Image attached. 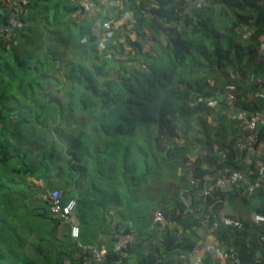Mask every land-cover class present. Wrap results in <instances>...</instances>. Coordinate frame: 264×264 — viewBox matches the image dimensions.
<instances>
[{
    "label": "trees",
    "instance_id": "16d2710c",
    "mask_svg": "<svg viewBox=\"0 0 264 264\" xmlns=\"http://www.w3.org/2000/svg\"><path fill=\"white\" fill-rule=\"evenodd\" d=\"M2 1L5 9L20 8L17 17L22 26L13 42L0 41V179L8 171L24 176L30 190L39 191L37 200L43 206L36 205L33 210L42 209L41 217L48 219L51 227L44 239L49 249L44 252L38 246L36 251L44 254L46 264H83L74 239L60 218L49 214L42 197L48 190L59 189L62 202L77 198L72 216L76 214L80 228L78 240L106 246V264H125L136 247L129 244L123 252L113 250L114 234L121 230H136V238L145 241L160 236L159 248L147 244L149 251L141 250L135 264H173L166 255L186 253L201 237L195 229L202 224L201 216L187 203L197 191L181 169L188 163L197 173L214 165L222 167L214 151L229 147L237 135V126L228 114L230 107L215 92L224 87L219 81L235 85L242 107L263 103L249 102L246 95V89L257 90L255 81L246 87L240 81L235 84L225 68L242 77L248 71L264 75V50L259 49L264 42V7L258 0H209L188 13L180 0H129L135 14L131 32L124 33L128 28L121 25L116 36L101 47L92 28L94 18H102L101 12L94 9L91 18H83L80 0H26L22 6H16L15 0H0V5ZM246 7L247 11H238ZM229 10L234 17L227 16ZM105 17L98 20L104 22ZM4 20L6 16L0 13V23ZM243 25L254 28L246 38ZM224 37L227 48L221 43ZM211 98L216 99V105L210 104ZM194 132L198 134L192 135ZM106 154L105 167L102 158ZM119 156L121 173L116 166ZM173 161L177 165L172 173ZM91 162L110 179L117 173L127 189L143 186L149 177L159 183L154 190H145V198L136 200L140 202L138 216L129 210L133 207L130 199L125 203L129 212L112 207L90 210L84 205L80 191L91 182ZM162 180L173 189L168 197L158 194ZM37 181L45 183L40 187ZM216 194L226 198L232 208L251 203V210L259 212L263 220L255 223L250 212L243 217L240 209L228 213L231 219L239 218L240 224L225 226L214 215L206 224L207 233L226 248H233L238 264H264V189H257L250 199L244 184L231 193ZM225 206L218 204L215 211ZM111 209L108 221L102 211ZM157 211L170 221L161 230L150 228ZM114 215L120 217L119 222L113 221ZM100 217L97 223L92 222ZM92 223L95 234L88 230ZM59 226L65 242L56 236ZM98 229L110 234L106 245L105 239L98 237ZM11 237L1 232L0 246L7 247ZM13 240L17 248L8 249L12 257L0 248V264H32L26 257L19 263L17 255L24 249L19 238ZM54 250L61 252L55 259ZM202 264L233 261L217 256L205 258Z\"/></svg>",
    "mask_w": 264,
    "mask_h": 264
},
{
    "label": "built area",
    "instance_id": "2783aa9c",
    "mask_svg": "<svg viewBox=\"0 0 264 264\" xmlns=\"http://www.w3.org/2000/svg\"><path fill=\"white\" fill-rule=\"evenodd\" d=\"M185 7L191 6L197 9L202 8L209 0H180ZM26 0H15L13 3L16 6L24 5ZM110 8L108 20L101 22L96 20L94 27L100 28L101 26L106 30H115L121 25L126 24L127 28L134 24V11L130 7L129 0H108ZM81 5L85 9L82 16L83 18H91L95 11H99L97 6L93 8L90 0H80ZM5 9V2L2 1L0 5V13L6 16V20L0 23V41L11 43L15 40L16 30L22 26V21L17 17L20 8L16 7L13 10ZM113 32V31H112ZM233 76V75H232ZM258 85L256 91L252 92V96L259 98L264 96V78L254 77L252 79ZM216 95L224 100L230 107L229 117L235 122L237 126V135L233 144L229 147L225 146L214 151L217 160L222 164V167L213 166V169L197 173L191 163L186 164L181 171L183 172L186 180L197 191L194 197H188L187 203L191 205V209L201 216L202 224H207L211 216L220 220V222L239 225L235 219L228 216H223L221 213L215 211L218 204L223 206L227 204L226 198L222 199L217 191L231 193L240 184H244V192L247 199L259 189H264V102L257 103L258 107H254L250 103V108L241 106L240 100L236 96L235 85L226 84L222 89H219ZM211 105H216L217 101L214 98L209 99ZM255 102H258L255 100ZM197 147L196 149H198ZM233 157V161H231ZM241 167H238V163ZM61 190L52 189L43 194V199L46 201L49 212L53 216L60 218L62 226H67V231L70 233L75 245L82 253L83 264H106L107 261V247L102 245L83 243L79 239L80 228L77 224H71V216L76 206L75 199H69L62 202L60 199ZM188 210V208H187ZM189 212L185 216L188 217ZM251 220L259 223L262 215L255 209L250 212ZM170 224V221L157 211L153 216L151 229L157 228L159 230L165 228ZM216 226V222L212 227ZM115 242L113 250L123 252L125 247L129 244L136 242V233L133 231L115 232ZM205 248L215 257L222 259L228 258L233 261V264H238V260L234 256L233 248H226L225 246H218L213 244L212 234L206 236ZM205 237V238H206ZM262 245H264V235L261 237Z\"/></svg>",
    "mask_w": 264,
    "mask_h": 264
},
{
    "label": "rangeland",
    "instance_id": "374dc122",
    "mask_svg": "<svg viewBox=\"0 0 264 264\" xmlns=\"http://www.w3.org/2000/svg\"><path fill=\"white\" fill-rule=\"evenodd\" d=\"M222 32L225 31L223 30ZM221 43L225 48H227V37H224ZM216 123L217 121L215 120L211 123V125H215ZM178 126V128H182L181 123H179ZM193 126L195 128H198L195 124ZM189 129L190 132H193L194 130L192 126ZM196 134H198V132L192 133V135ZM108 157L109 156L106 154V156L102 158L105 167L107 165ZM91 164L93 166L89 175V177H91V182H87L88 185L86 189L80 191V194L83 195H80L81 198L86 200V202H83L84 205L90 210H104L107 207H112L115 209H123L126 212H129L125 203H127L130 199L133 202V207L129 210L133 212L132 215L138 216L140 214V202L136 203V200L140 199V197L142 198V196H144L143 198H145V190H154L155 186L159 184H157L156 181H152L149 177L147 183H145L143 186H137L133 189L131 187L130 189H127L126 185H122L119 182L117 173L111 174L110 179V175H102L99 172V169L95 167V162H91ZM176 165L177 164L175 161L171 162L172 173ZM116 166L118 168V171L121 173V156L117 158ZM164 176L165 173L163 171V177ZM132 179L135 181L136 177L133 176ZM123 180L124 178H122V181ZM169 182L170 184L172 183L170 179ZM0 183L3 184V188H0V233L4 232L12 236V239L7 244V247L3 248V244L2 246H0V248H2L5 252H8L12 257L13 252L8 251V249L11 248L10 250H15L17 246L16 242L13 239L19 238V246L20 248L24 249V251H20L17 255L19 263L21 262V258L22 260H24L26 257L31 260L32 264H46L43 256L44 254H39L36 251V248L38 246H41L44 252L49 249V242L45 241L44 239L48 238V232L51 227V222L48 219H44L43 217H41L43 213L42 209L36 211L33 210L36 205L43 206V203L40 200H37V198L39 197V191L30 190L27 178H25L24 176H15L10 174L8 171H6L2 175V181L0 179ZM39 184L40 187L43 186V183ZM160 185L161 190H158V194L168 197V194L173 189H169V185L164 180L160 182ZM130 197H132V199ZM110 201L111 203L109 204ZM119 201H121L122 206L118 203ZM3 202H6L8 204H4ZM251 208V203H238L233 209L231 204L225 206L226 211L237 212L241 209L243 211V214H245V210L249 212ZM245 215H247V213ZM72 219H74V217ZM99 219H101V217L96 221L93 220L92 222L97 223ZM95 228L96 227L94 223L88 225L90 234L96 233ZM61 234L65 233L59 226L57 228L56 236L59 237L60 241L65 242L66 236ZM2 242L3 241L0 238V244ZM60 254L61 252L59 253V251L57 252L54 250L52 253L53 259L57 258ZM53 264H55L54 261Z\"/></svg>",
    "mask_w": 264,
    "mask_h": 264
},
{
    "label": "crops",
    "instance_id": "0c3cea01",
    "mask_svg": "<svg viewBox=\"0 0 264 264\" xmlns=\"http://www.w3.org/2000/svg\"><path fill=\"white\" fill-rule=\"evenodd\" d=\"M90 2L92 3V6H93V8L95 7V6H97L96 8H98L99 9V11L101 12L100 14V16L103 18V17H105V19L106 20H108V17L107 16H109L108 15V12H109V8H110V5H109V2H108V0H97V1H93V0H90ZM258 3L260 4V6H263L264 7V0H258ZM186 8H187V12L188 13H191V12H193V7H191V6H186ZM235 8H238V7H235ZM249 8L248 7H246V8H240V9H238V11H242V10H245V11H247ZM215 11H216V14H218V12H219V9H215ZM234 12L232 11V10H229V15H227V16H233L234 17ZM102 18H100V17H95L94 19L95 20H97V19H102ZM226 18H229V17H226ZM230 19V18H229ZM122 27L123 26H121V27H118V28H121L122 29ZM132 27H133V25H130V27L128 28V29H123L122 31L124 32V33H126V34H129V32H131V30H129V29H132ZM92 28H93V30L97 33V35H98V38H99V45H101V47H103V45H104V43H106V41H108V40H112L113 39V37H115L116 35H115V33L117 34V29L115 30V28H116V26H113V28H114V30H113V32H112V30H106V29H102L101 27L98 29V28H96L95 29V27H94V25H92ZM120 29V30H121ZM254 30V28L252 27V26H248V25H243V27H242V31H243V37L244 38H246L249 34H250V32H252ZM131 37H133L132 35H130ZM120 40H123V38L122 37H120ZM259 49H260V51H263L264 50V42L263 43H261V46L259 47ZM259 51V52H260ZM261 53V52H260ZM263 53V52H262ZM225 70H226V72H227V74L229 75V79L233 82V83H235V81H240V85L241 86H244V87H246L247 85H249L250 84V82H252L253 80V78L254 77H261V78H264V75H255L253 72H251V71H248L247 72V74L244 76V77H242L241 75H239V73H237V72H235L234 71V69H232V68H225ZM233 75V76H232ZM223 81V79H221L219 82H221L220 83V85L219 86H221V85H226V83L225 82H222ZM236 84V83H235ZM252 92L253 91H251L250 90V88L249 89H246V95L248 96V100H249V102L250 101H255V100H259V101H261V102H264V96L263 97H259V98H257L256 99V97H253L252 96ZM262 100H261V99ZM28 180H29V178H28ZM34 181V180H33ZM37 182H40V183H45V181H37ZM69 199H75V200H77V198L76 197H72V198H69ZM227 204H229V202H227ZM226 204V205H227ZM234 208V207H233ZM232 208V209H233ZM113 209H111V210H108V212L106 213L105 211H102V215H104L105 216V218H106V220H110V216H112L113 214V211H112ZM249 212H251V210L249 211ZM219 213H220V211H218V215H219ZM221 213H222V215L223 216H228V213H233V211H226L225 210V208L223 209V210H221ZM247 213V211L245 210V214ZM245 214H243L242 213V216L244 217L245 216ZM248 214V213H247ZM250 214V213H249ZM74 217V219H72V222H74V223H78V221H77V219H76V217L75 216H73ZM229 217V216H228ZM114 219L115 220H113L114 222H119L120 221V217L119 216H115L114 215ZM232 219H234V218H232ZM108 220V221H109ZM235 221H237L239 224H240V220H239V218L236 220L235 219ZM95 223V222H94ZM220 223H222V222H220ZM222 224H224L225 226H229V225H233V224H228V223H222ZM200 227H198V228H195V229H197L196 231L198 232V234H200V238L199 239H196V247H194V248H192V249H190V250H188V251H186V253L185 252H173V253H170V254H168V255H166V259H168L170 262H172L173 264H202V261L205 259V258H209L210 260H212V258H216V257H214V256H212V254L211 253H209L208 252V250L205 248V242L207 241V237L206 238H204V239H202L203 237H204V235H205V233H207L208 231H207V229H206V224H200L199 225ZM236 226V225H235ZM147 227V226H146ZM145 226L143 227V228H146ZM135 233H137L136 232V230L134 231ZM69 233V232H68ZM97 233V232H96ZM98 233H99V238H103V239H105V245H106V242H108V236L110 235V234H107V232H105L103 229H98ZM70 234V233H69ZM207 235H209V233H207ZM206 235V236H207ZM71 237V236H70ZM159 238H160V236H158ZM158 237H155V238H150V239H148L147 241H145V240H142V239H138V237L136 238V242L134 243L135 245H136V247H135V249L133 250V252L131 253V256L128 258V260H127V262H125V264H135V262L137 261V256L139 257V253H140V251L141 250H143V251H145V252H147V251H149L148 249L151 247V246H149V245H152V246H154V247H158L159 246V239H158ZM215 237V236H214ZM213 237V234H212V239H213V244H215V245H221V246H223L221 243H219V241H217L215 238ZM156 238H157V240H156ZM143 239H145V238H143ZM140 242H143L141 245H140ZM247 242V241H246ZM138 244V245H137ZM147 244H149V245H147ZM113 247V246H112ZM159 248V247H158ZM115 251V250H114ZM117 252V251H116Z\"/></svg>",
    "mask_w": 264,
    "mask_h": 264
},
{
    "label": "clouds",
    "instance_id": "9594fccd",
    "mask_svg": "<svg viewBox=\"0 0 264 264\" xmlns=\"http://www.w3.org/2000/svg\"><path fill=\"white\" fill-rule=\"evenodd\" d=\"M49 214H50V212H49ZM50 215H52V214H50ZM72 218H73V216H71V224H76V223H74V222H72ZM61 225H62V222H61ZM79 226V225H78ZM63 228H67V226H62ZM89 244H92V243H89ZM96 245V244H95Z\"/></svg>",
    "mask_w": 264,
    "mask_h": 264
}]
</instances>
